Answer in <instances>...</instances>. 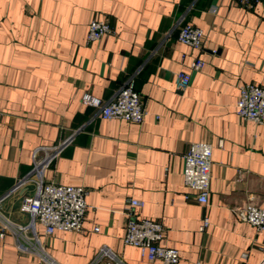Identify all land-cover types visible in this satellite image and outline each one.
<instances>
[{"label":"crops","instance_id":"0c3cea01","mask_svg":"<svg viewBox=\"0 0 264 264\" xmlns=\"http://www.w3.org/2000/svg\"><path fill=\"white\" fill-rule=\"evenodd\" d=\"M93 19L112 33L88 41ZM180 21L205 31L202 49L179 41ZM197 57L205 64L194 70ZM182 70L192 76L183 91ZM130 76L148 112L142 123L104 119L82 102L85 92L109 99ZM245 83L264 86V0L251 9L237 0H0V197L32 170L37 147L71 137L46 178L86 187L88 209L82 232L43 237L57 263L91 264L106 244L124 264H162L123 242L137 198L145 204L135 214L163 223L160 244L179 250L178 264H263L264 229L238 215L264 207V124L236 113ZM199 141L214 147L207 204L184 184L183 156ZM33 192L27 184L1 213L26 223L20 205ZM0 264L49 263L6 233Z\"/></svg>","mask_w":264,"mask_h":264},{"label":"built area","instance_id":"2783aa9c","mask_svg":"<svg viewBox=\"0 0 264 264\" xmlns=\"http://www.w3.org/2000/svg\"><path fill=\"white\" fill-rule=\"evenodd\" d=\"M239 4L249 9L254 8L262 0H237ZM178 39L194 49H202L206 38L205 31L193 23L180 21ZM112 26L107 19H93L89 24L88 41L100 40L112 33ZM205 62L197 57L191 63V68L199 70ZM191 73L180 71L176 75V88L185 90L191 83ZM85 105L98 109L104 119H123L129 122L142 123L147 115V109L141 94L135 88V77L130 76L124 85L109 99H102L90 92L82 95ZM236 113L242 120H251L264 124V86L255 83H245L240 86ZM71 137L54 146H40L32 153V170L18 179L14 187L0 197V236L10 233L15 240L16 248L23 254H33L49 264H59L48 251L43 237L50 236L56 231H73L80 233L84 228V219L88 209V189L82 185H64L46 178L47 170L55 159L62 153ZM214 147L208 141L193 142L184 154L183 176L184 184L196 192L198 202L207 204L211 189V171ZM34 184V192L26 196L20 211L28 214L26 223H21L6 217L1 213L4 201L17 193L27 184ZM189 195H186L188 198ZM145 202L141 199H129L127 209L126 233L123 239L125 245L138 248L143 257L150 261L160 260L162 264H178L179 250L160 244L165 233V226L160 221L137 216L136 207L142 208ZM239 217L252 224L258 231L264 229V207L249 203L238 211ZM44 227L41 233L38 225ZM210 224L205 217L201 230ZM98 231L99 227H95ZM244 257L247 253L243 254ZM124 264L119 255L104 244L100 247L91 264ZM196 264H201L197 262ZM264 264V263H263Z\"/></svg>","mask_w":264,"mask_h":264}]
</instances>
